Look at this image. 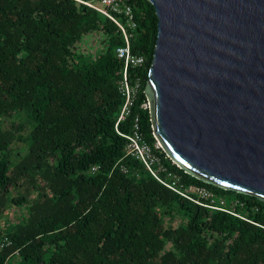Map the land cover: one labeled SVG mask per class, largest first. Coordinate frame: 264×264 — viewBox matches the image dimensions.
Masks as SVG:
<instances>
[{"label":"trees","instance_id":"obj_1","mask_svg":"<svg viewBox=\"0 0 264 264\" xmlns=\"http://www.w3.org/2000/svg\"><path fill=\"white\" fill-rule=\"evenodd\" d=\"M129 4L132 53L146 62L128 69L142 85L120 121L125 38L116 22L78 0H0V264H264V201L156 149L142 106L159 18L149 0ZM91 38L97 53L85 49ZM137 118L163 165L226 204L234 196L237 215L181 196L128 155Z\"/></svg>","mask_w":264,"mask_h":264},{"label":"water","instance_id":"obj_2","mask_svg":"<svg viewBox=\"0 0 264 264\" xmlns=\"http://www.w3.org/2000/svg\"><path fill=\"white\" fill-rule=\"evenodd\" d=\"M149 1L155 138L187 173L264 201V0Z\"/></svg>","mask_w":264,"mask_h":264},{"label":"built area","instance_id":"obj_3","mask_svg":"<svg viewBox=\"0 0 264 264\" xmlns=\"http://www.w3.org/2000/svg\"><path fill=\"white\" fill-rule=\"evenodd\" d=\"M79 2L86 4L107 17L116 22V24L120 27L124 38L125 45L117 48V56L125 62V69L123 80L121 83V92L126 98L125 105L122 109V113L120 115V121L124 120L127 116L131 114L132 106L134 105L139 90L141 88V81L137 79L134 83L131 82L128 69L130 67L139 68L143 67L146 60L143 56H137L132 53L131 49V39L132 34L131 30H134L137 26L134 17V9L129 4V0H78ZM95 1H98L103 6H97ZM125 19V23H123L119 18ZM142 108L149 109V104H143ZM129 140L128 142V155L143 162V164L148 168V170L156 177L159 181H161L165 186L174 190L181 196L190 199L199 204H206V206L222 211H226L232 213L233 215H237L235 213L234 207H227L226 201L223 199H217L216 195L209 191L205 187L200 186H186L182 183L181 178L170 171L165 165L162 164L161 157L155 153L154 147H152L149 142L144 138L143 133L141 131V126L139 123V118L136 119L135 131L132 135L126 136ZM156 149H161L162 145L157 141ZM98 167H94L93 171H97ZM123 169L127 172V168L123 167ZM164 173L166 178H162L161 174ZM210 201V202H205Z\"/></svg>","mask_w":264,"mask_h":264},{"label":"rangeland","instance_id":"obj_4","mask_svg":"<svg viewBox=\"0 0 264 264\" xmlns=\"http://www.w3.org/2000/svg\"><path fill=\"white\" fill-rule=\"evenodd\" d=\"M95 4H96L97 6H100V7L103 6V5H102L101 3H99L98 1H95ZM87 43H88V44H87L88 46L86 45V46H85V49H86L87 51H90L91 53H97V51H98L99 49L102 48V45H101V43H100V39H99V38H91V40H89ZM226 199H227V205H228L229 208H230L232 205H234L235 202H236L235 197L232 196V195H231V196H227ZM13 214H14V216L12 215L11 219H12V220H13V219L15 220L16 218L21 217L23 213L16 209L15 211H13ZM14 217H15V218H14Z\"/></svg>","mask_w":264,"mask_h":264}]
</instances>
